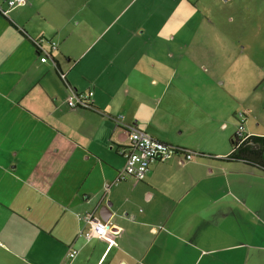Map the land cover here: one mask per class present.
Returning <instances> with one entry per match:
<instances>
[{
  "label": "crops",
  "instance_id": "0c3cea01",
  "mask_svg": "<svg viewBox=\"0 0 264 264\" xmlns=\"http://www.w3.org/2000/svg\"><path fill=\"white\" fill-rule=\"evenodd\" d=\"M7 1L0 0V264H264V167L228 158L245 106L217 74L195 76L213 69L182 42V0L157 15L164 31L145 30L141 14L105 16L104 0L90 8L27 0L13 9ZM88 91L95 109L68 107L73 92ZM246 108V133L264 137V112ZM120 115L198 156L155 163L142 182L119 181L128 146L113 121ZM86 214L118 234L79 237L90 228Z\"/></svg>",
  "mask_w": 264,
  "mask_h": 264
},
{
  "label": "rangeland",
  "instance_id": "374dc122",
  "mask_svg": "<svg viewBox=\"0 0 264 264\" xmlns=\"http://www.w3.org/2000/svg\"><path fill=\"white\" fill-rule=\"evenodd\" d=\"M80 1L89 4V8L95 5L94 0ZM104 1L100 11L105 16L122 12L119 20L122 16L127 19L141 14L143 22L139 25L145 30H169V27L164 29L157 15L163 8L170 11L171 0H128L119 6L111 5L118 0ZM181 3L176 16L182 25L177 26L182 42L193 49V57L199 64L213 69L203 73L198 68L195 76L207 79L217 74L220 80L231 84L245 106L243 111L253 106L255 111L264 112V0H182ZM152 10H155L154 14ZM69 12H72L71 8ZM149 15L153 17L151 20L147 19ZM192 32L197 33V38H188ZM212 52H217L216 59H212ZM251 118L257 126L256 114H251Z\"/></svg>",
  "mask_w": 264,
  "mask_h": 264
},
{
  "label": "built area",
  "instance_id": "2783aa9c",
  "mask_svg": "<svg viewBox=\"0 0 264 264\" xmlns=\"http://www.w3.org/2000/svg\"><path fill=\"white\" fill-rule=\"evenodd\" d=\"M27 5V0H8L7 6L10 9L17 7H24ZM41 42H36L39 51L43 54L41 62L45 63L49 57V53L45 51ZM52 48L56 49L55 44L52 43ZM62 81L66 82L65 74L61 75ZM93 92L88 91L85 93L73 92L67 98V105L70 109L86 108L95 109L93 105ZM248 113L240 112L236 115L238 123L237 133L234 136L237 146H240L252 137L245 131V124ZM116 126L123 128L127 132L128 148L121 152L125 159L124 168L119 172V181L132 177L135 180L142 182L145 180L151 166L155 163H165L176 156L182 157L181 163L191 162L198 156L197 153L191 152L184 148L174 147L164 142L158 141L148 135L146 132L138 129L135 125L126 124L123 116L113 118ZM203 156V155H202ZM83 221L90 227L89 230L81 231L79 237L90 239L92 237H100L107 234L117 235L118 231L112 229L107 223L97 221L93 218L92 214L83 216ZM78 252L71 249L67 253L69 259L76 258Z\"/></svg>",
  "mask_w": 264,
  "mask_h": 264
},
{
  "label": "trees",
  "instance_id": "16d2710c",
  "mask_svg": "<svg viewBox=\"0 0 264 264\" xmlns=\"http://www.w3.org/2000/svg\"><path fill=\"white\" fill-rule=\"evenodd\" d=\"M2 14L4 15L5 12H2ZM234 138L232 139V153L228 157L229 159L248 161L264 167V137L252 136L249 141L238 147H236L237 143Z\"/></svg>",
  "mask_w": 264,
  "mask_h": 264
}]
</instances>
